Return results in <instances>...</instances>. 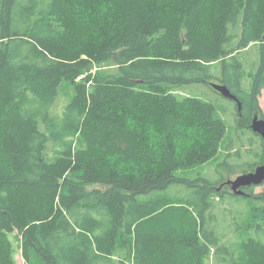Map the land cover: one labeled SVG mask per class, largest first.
Listing matches in <instances>:
<instances>
[{
    "label": "trees",
    "instance_id": "1",
    "mask_svg": "<svg viewBox=\"0 0 264 264\" xmlns=\"http://www.w3.org/2000/svg\"><path fill=\"white\" fill-rule=\"evenodd\" d=\"M215 80L247 160L178 94ZM263 87L264 0H0V264L14 232L24 264H264V193L225 184L263 162ZM222 145L212 181L197 169ZM226 195L247 202L235 247Z\"/></svg>",
    "mask_w": 264,
    "mask_h": 264
},
{
    "label": "rangeland",
    "instance_id": "2",
    "mask_svg": "<svg viewBox=\"0 0 264 264\" xmlns=\"http://www.w3.org/2000/svg\"><path fill=\"white\" fill-rule=\"evenodd\" d=\"M211 83H219V82L215 80V81H211ZM178 94L198 97V98L206 100L212 103L213 105H215L220 116L223 118V120L226 123L227 134H226L224 145L226 143L229 144L230 157L228 161L233 162V163H238V162L248 159V157L245 155H243L241 159L236 158V156H231L232 153H234L239 148V144L243 145L241 149L250 148L245 138L239 137V135H236V132H235V126H236L235 111L236 110H235L234 101L222 97L221 95L212 91L211 89H209L208 87L204 85L187 86L183 88L182 90H178ZM258 102H259V106L261 109V112L258 114V116L261 118H264V87L261 91ZM65 103H66L65 97L63 95H60L58 107L60 106L63 107ZM224 145L220 147V155H218L211 162L200 166L197 169L198 173H200L202 176L212 181L218 180L216 166H217V163L221 162L222 161L221 159L224 157V149H223ZM239 174L241 173L236 171L233 175H230L228 178L234 179ZM172 189L173 187L167 192L168 195L170 196H172L170 193ZM227 190L228 192L232 193L230 190V187H228ZM261 192L264 193V182L258 186L253 187L254 194L261 193ZM215 201H216L215 211L217 212L219 216V222H220L219 230L220 232L224 234L225 241L229 242L232 245V247H235L238 241V234H239L238 225L245 219V215L247 213V202L245 200L237 199L236 197H233L230 195H226L223 199L215 200ZM225 227L228 228L229 230H226ZM9 237L14 247L13 257H14L15 264H24V261L21 257V251L19 248V241L17 240L15 236V232L9 234Z\"/></svg>",
    "mask_w": 264,
    "mask_h": 264
},
{
    "label": "water",
    "instance_id": "3",
    "mask_svg": "<svg viewBox=\"0 0 264 264\" xmlns=\"http://www.w3.org/2000/svg\"><path fill=\"white\" fill-rule=\"evenodd\" d=\"M211 88L215 90L222 97L234 101L239 107L240 104L229 89L222 83H211ZM251 131L258 135L264 147V118L255 115L251 123ZM264 182V159L263 162L254 168L253 171L245 172L237 175L234 179L228 178L225 184L230 187L234 195L244 196L246 193L243 190L245 187L258 186ZM223 186V185H222Z\"/></svg>",
    "mask_w": 264,
    "mask_h": 264
},
{
    "label": "flooded vegetation",
    "instance_id": "4",
    "mask_svg": "<svg viewBox=\"0 0 264 264\" xmlns=\"http://www.w3.org/2000/svg\"><path fill=\"white\" fill-rule=\"evenodd\" d=\"M228 186V185H227ZM229 187V186H228Z\"/></svg>",
    "mask_w": 264,
    "mask_h": 264
}]
</instances>
